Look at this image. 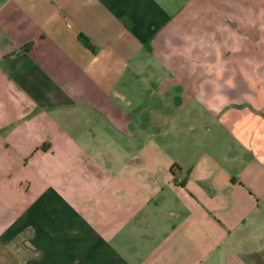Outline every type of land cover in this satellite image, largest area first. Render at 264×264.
Wrapping results in <instances>:
<instances>
[{
    "label": "crops",
    "instance_id": "0c3cea01",
    "mask_svg": "<svg viewBox=\"0 0 264 264\" xmlns=\"http://www.w3.org/2000/svg\"><path fill=\"white\" fill-rule=\"evenodd\" d=\"M0 264H264V0H0Z\"/></svg>",
    "mask_w": 264,
    "mask_h": 264
}]
</instances>
